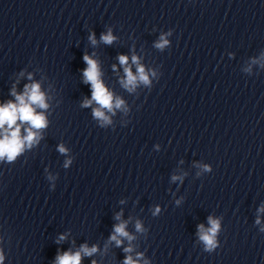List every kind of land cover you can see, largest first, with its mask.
Instances as JSON below:
<instances>
[{
    "label": "clouds",
    "instance_id": "clouds-1",
    "mask_svg": "<svg viewBox=\"0 0 264 264\" xmlns=\"http://www.w3.org/2000/svg\"><path fill=\"white\" fill-rule=\"evenodd\" d=\"M90 39L95 43L94 36H90ZM101 39L107 43L111 44L115 39L111 32L102 35ZM168 41L161 36L160 42L157 43L156 47L164 48ZM84 61L87 63L88 67L84 70L83 75L86 83H90L92 86V99L86 100L84 106H89L92 101H95L100 108L94 109V116L104 121L105 123H110L109 118L105 115L104 111L101 109L112 110V94L108 92L103 83L100 80V72L97 68V63L89 56H84ZM119 61L121 65L128 64V57L121 55L119 56ZM132 62L138 65L139 80L145 84L149 83L148 76L145 74V70L142 66H139L138 59L136 56L132 57ZM126 74V80L123 82L125 87L132 86L133 88L137 83V76H134L130 70V67L124 68ZM13 95L16 96V103L9 101L7 104L0 106V129H4L3 138H0V159L7 157L8 161H12L16 156L23 150L25 144L31 146L33 141L36 139L37 133L33 129H41L46 127V119L43 113H36L33 105H37L42 109H46L48 105L45 103V96L40 90V85L38 83H33L31 85L25 86V91L23 94H16L13 91ZM123 102L119 99L116 100L115 107L119 108ZM17 120L21 122L28 123L30 127L25 129L27 135L21 138L20 135V125H17ZM7 125V129L4 126ZM60 152H65L66 149L63 146L59 147ZM175 179V177H174ZM159 211V209H157ZM119 218V217H117ZM209 224L211 227L204 230L203 225H200V239L206 245L208 250L215 247V235L219 229V223L209 217ZM126 225L124 223L115 226L114 234L110 237L111 240L115 241L117 246L121 244L118 236L128 237L131 239L129 234L125 231ZM137 230H141V225L139 222L136 225ZM61 239H64L62 236ZM97 251L96 247L93 246L89 249L86 245L81 246V250L76 253L65 252L63 255H58L56 258V264H80L81 252L84 255L90 256ZM132 249L126 248L125 252H131ZM3 257L0 256V260ZM93 264H96L93 261ZM124 264H136L131 256H128Z\"/></svg>",
    "mask_w": 264,
    "mask_h": 264
}]
</instances>
